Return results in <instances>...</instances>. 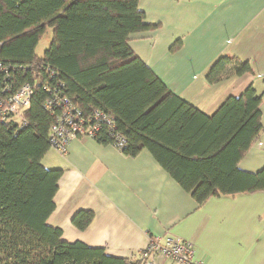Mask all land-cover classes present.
I'll list each match as a JSON object with an SVG mask.
<instances>
[{
	"label": "trees",
	"instance_id": "trees-1",
	"mask_svg": "<svg viewBox=\"0 0 264 264\" xmlns=\"http://www.w3.org/2000/svg\"><path fill=\"white\" fill-rule=\"evenodd\" d=\"M139 2L0 0V101L24 84L33 89L25 112L0 118V264L146 262L66 242L62 229L48 223L64 174L43 165L60 112L46 108L55 97L69 99L85 116L109 115L114 128L102 124L94 140L114 146L121 135L125 156L149 151L199 206L212 197L264 192V168H239L263 130L262 96L249 86L208 116L170 91L130 47L132 36L159 28L146 22ZM48 29L51 44L39 57L36 49ZM247 73H253L249 62L220 57L207 80L215 84ZM93 218L81 210L72 223L84 230Z\"/></svg>",
	"mask_w": 264,
	"mask_h": 264
},
{
	"label": "crops",
	"instance_id": "crops-1",
	"mask_svg": "<svg viewBox=\"0 0 264 264\" xmlns=\"http://www.w3.org/2000/svg\"><path fill=\"white\" fill-rule=\"evenodd\" d=\"M139 8L159 28L132 36L130 47L174 94L208 116L249 86L262 96L263 130L239 162L243 171L262 170L264 0H140ZM220 57L249 62L253 73L211 84L207 74ZM43 165L64 173L48 223L66 242L128 259L152 236H173L193 242L204 264H264V192L212 197L199 206L149 151L128 157L92 138L72 141L65 155L49 150ZM81 210L94 213L84 230L72 223Z\"/></svg>",
	"mask_w": 264,
	"mask_h": 264
},
{
	"label": "built area",
	"instance_id": "built-area-1",
	"mask_svg": "<svg viewBox=\"0 0 264 264\" xmlns=\"http://www.w3.org/2000/svg\"><path fill=\"white\" fill-rule=\"evenodd\" d=\"M4 68L0 65V70ZM33 89L30 84H24L5 100L0 101V118L10 120L17 118L25 112L31 102ZM59 108L55 122L49 132V143L52 149L67 154L72 141L79 138H92L98 134L102 124L110 129L114 128L113 120L109 115L101 112H94L91 116H85L83 111L75 106L67 98H58L48 101L46 108ZM19 126L26 124L19 121ZM125 139L121 135L116 136L114 147L119 151L125 147ZM138 256L146 258L145 264H160L161 261H170L172 264H204L195 257V246L193 242L173 236H152L145 250L138 253Z\"/></svg>",
	"mask_w": 264,
	"mask_h": 264
},
{
	"label": "rangeland",
	"instance_id": "rangeland-1",
	"mask_svg": "<svg viewBox=\"0 0 264 264\" xmlns=\"http://www.w3.org/2000/svg\"><path fill=\"white\" fill-rule=\"evenodd\" d=\"M52 40V32L50 29H48L47 33L42 37L37 49L36 53L39 57H42L46 51V49L49 48Z\"/></svg>",
	"mask_w": 264,
	"mask_h": 264
}]
</instances>
